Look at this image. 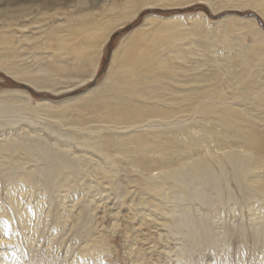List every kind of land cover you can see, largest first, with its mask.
<instances>
[{
	"label": "rangeland",
	"instance_id": "1",
	"mask_svg": "<svg viewBox=\"0 0 264 264\" xmlns=\"http://www.w3.org/2000/svg\"><path fill=\"white\" fill-rule=\"evenodd\" d=\"M48 1L11 3L31 9L30 21L49 15L44 31L52 32L77 3L97 12L110 2ZM41 2L48 6L41 8ZM176 5L141 7L100 50L86 52L90 64L76 67L70 61L62 73L52 72L56 59L40 45L55 36L45 32L43 40L35 22H29L24 33L31 39L24 40L16 29L26 23L23 17L12 28L15 36L0 50V264H264V188L247 190L226 161L228 154L250 159V153L219 147L208 136L214 123L195 112L116 128L79 107L108 83L113 53L130 33L146 28L148 18L179 21L190 30L199 26L201 32L221 30L230 38L236 36L233 23L250 22L257 36L241 34L239 41L251 50L264 36V18L249 2L184 0ZM192 37L188 40L197 39ZM216 45L226 59L229 54ZM190 59L193 66L201 60L199 55ZM245 101L235 106L249 107ZM154 134L184 149L174 166L137 162L132 156L143 157V152H122L114 145ZM195 159L208 161L213 175L206 183L189 178L172 184L166 178L171 171L185 174ZM161 180L154 195L148 188Z\"/></svg>",
	"mask_w": 264,
	"mask_h": 264
},
{
	"label": "bare ground",
	"instance_id": "2",
	"mask_svg": "<svg viewBox=\"0 0 264 264\" xmlns=\"http://www.w3.org/2000/svg\"><path fill=\"white\" fill-rule=\"evenodd\" d=\"M61 1L48 2L58 4ZM182 1L110 0L97 12L77 3L75 12L61 18L64 24L56 31L48 32L44 31V22L48 21L49 15L41 14L38 19L33 17V21H30L27 12L31 9L26 5L13 8L11 0H0V50L3 45H10V38L15 36L12 28H16L19 18L23 17L26 23L16 29H19L24 40L31 39L29 34L24 33L29 22L30 25L35 22L33 26L38 27L36 29L43 40H47L45 32L55 36L51 42L40 45L51 51L53 59H56L51 66L52 72L62 73L70 61L76 67L90 64L91 59L86 52L90 49L100 50L113 30L133 18L141 7L173 6ZM243 1L249 2L264 18V0ZM40 6L43 8L48 4L41 2ZM145 24L146 28L133 31L123 39L112 55L108 83L80 101V109L106 119L116 128L152 124L151 119L161 122L176 120L195 112L201 120L214 123L208 128V136L219 147L234 146L250 153V159L246 160L238 153H231L226 161L232 165L237 181H246L249 186L247 190L257 187L263 191L264 36H261L258 47L251 50L239 41L241 34L252 32L257 36L250 22L243 25L233 23L232 33L236 35L233 38L221 30L219 33L209 30L201 32L199 26L193 30L184 29L185 25L173 20L154 23L153 19L148 18ZM189 36L197 39L188 40ZM216 44L229 54L226 59L220 55L219 49H214ZM188 45H193L194 49L185 51L183 48ZM215 53L217 56H211ZM195 55H199L201 60L194 62L196 65L193 66L188 59ZM32 84H35L33 80ZM224 87L229 91L226 92ZM241 100L244 103L245 100L250 101V105L247 102L249 107L235 106ZM111 143L113 141L104 143L105 147ZM114 143L122 152L126 148L135 149L138 154L143 152V157L135 155L132 158L147 165L174 166L176 159L184 155L180 145L158 134ZM58 166L54 168L53 165V169ZM143 167L147 168L146 165ZM212 175L208 161L195 159L185 174L180 170L171 171L166 178L172 179V184L183 177L195 178L204 184ZM163 184L161 180L148 189L158 196Z\"/></svg>",
	"mask_w": 264,
	"mask_h": 264
},
{
	"label": "water",
	"instance_id": "3",
	"mask_svg": "<svg viewBox=\"0 0 264 264\" xmlns=\"http://www.w3.org/2000/svg\"><path fill=\"white\" fill-rule=\"evenodd\" d=\"M181 180H182V183H184L186 181V178L183 177Z\"/></svg>",
	"mask_w": 264,
	"mask_h": 264
}]
</instances>
